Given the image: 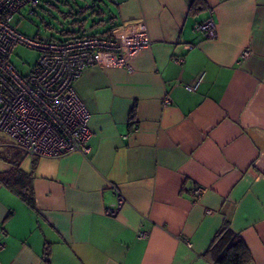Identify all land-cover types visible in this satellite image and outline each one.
<instances>
[{"label":"crops","instance_id":"1","mask_svg":"<svg viewBox=\"0 0 264 264\" xmlns=\"http://www.w3.org/2000/svg\"><path fill=\"white\" fill-rule=\"evenodd\" d=\"M111 1L112 23L94 24L110 14L86 3L77 35L112 24L126 39L143 23L150 44L130 68L90 66L74 82L88 153L30 158L0 141V264H214L225 219L264 264V0ZM208 17L212 39L194 29ZM12 163L33 206L2 176ZM115 188L125 202L108 215Z\"/></svg>","mask_w":264,"mask_h":264},{"label":"built area","instance_id":"2","mask_svg":"<svg viewBox=\"0 0 264 264\" xmlns=\"http://www.w3.org/2000/svg\"><path fill=\"white\" fill-rule=\"evenodd\" d=\"M38 2L0 0V132L30 158L88 153L90 112L74 82L90 66L130 68L129 60L147 48L150 40L143 23H137L135 32L126 39L116 33L67 40L27 36L19 31L14 18L22 19L23 9L34 13ZM194 29L205 38L217 36L211 17L196 23ZM17 45L38 52L34 66L26 74L18 72L10 61ZM173 60L183 61L181 56ZM186 88L194 90L195 86ZM169 102L170 98L165 97L163 103ZM203 191L200 186L196 189L197 194ZM115 196V203L105 210L108 215H116L125 202L117 188ZM145 236L146 233H139V237Z\"/></svg>","mask_w":264,"mask_h":264},{"label":"rangeland","instance_id":"3","mask_svg":"<svg viewBox=\"0 0 264 264\" xmlns=\"http://www.w3.org/2000/svg\"><path fill=\"white\" fill-rule=\"evenodd\" d=\"M94 1L97 5H101V2L105 3L101 5L105 10V16L115 13V6L111 0H39L38 7L34 13H29L28 10L23 9L21 12L22 19L16 16L14 20L17 23L19 31L27 36L64 40L71 36L64 33L65 30L77 29L76 24H72V21L82 18L77 12L86 3ZM83 15L87 16L88 12H85ZM104 18L106 19V17ZM88 22H90V18ZM114 23L116 24L117 21ZM103 28L98 27L92 30V32L102 31ZM37 58L38 52L36 50L23 45H17L11 53L10 61L18 72L26 74L34 66ZM7 139V136L0 132V141ZM21 160L26 162L28 159L22 158Z\"/></svg>","mask_w":264,"mask_h":264},{"label":"trees","instance_id":"4","mask_svg":"<svg viewBox=\"0 0 264 264\" xmlns=\"http://www.w3.org/2000/svg\"><path fill=\"white\" fill-rule=\"evenodd\" d=\"M200 0H193V4H199ZM85 9H81L77 14H81ZM97 10H102L100 6L98 9L92 10L90 14L96 12ZM35 12V11H34ZM98 15V14H97ZM86 16H82L79 20L72 21V24H79L80 28H83V23L85 22ZM113 19L110 15L106 19L104 17H98L94 20V24L98 23H109ZM112 23V22H111ZM115 26L110 25L101 34H78L76 30H65L64 33L71 35L64 39H73L84 36H111L112 30ZM54 39V38H52ZM59 40V39H58ZM6 178V183L12 186L13 190L21 197V199L27 203L29 206H33L34 198L32 187L30 186V175L23 171L17 163H12L11 167L2 174ZM205 255L212 260L214 264H249L252 261V255L239 234L233 231L230 227L229 220L225 219L222 227L213 236L210 245L205 252Z\"/></svg>","mask_w":264,"mask_h":264}]
</instances>
